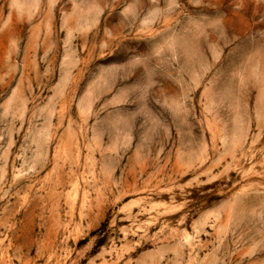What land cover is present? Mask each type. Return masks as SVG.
Segmentation results:
<instances>
[{
    "label": "rangeland",
    "instance_id": "374dc122",
    "mask_svg": "<svg viewBox=\"0 0 264 264\" xmlns=\"http://www.w3.org/2000/svg\"><path fill=\"white\" fill-rule=\"evenodd\" d=\"M0 264H264V0H0Z\"/></svg>",
    "mask_w": 264,
    "mask_h": 264
}]
</instances>
